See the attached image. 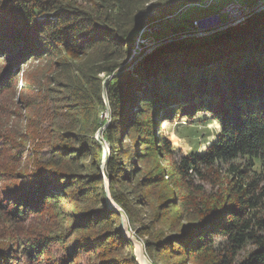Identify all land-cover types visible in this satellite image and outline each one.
<instances>
[{"label": "trees", "instance_id": "obj_1", "mask_svg": "<svg viewBox=\"0 0 264 264\" xmlns=\"http://www.w3.org/2000/svg\"><path fill=\"white\" fill-rule=\"evenodd\" d=\"M197 1L88 0L91 9L55 0H0V54L17 57L15 69L29 56L43 59L65 52L58 62L63 80L54 83L61 89L50 88L48 99L64 95L59 97L70 109L67 129L58 132L59 142L35 172L13 175L0 168L1 214L17 222L44 216L58 197L88 206L72 213L81 235H73L67 251L103 253V261L117 264L115 249L124 245L134 251V246L122 237L121 226L110 224L117 214L106 203L103 176L111 180V196L127 216L115 192L118 185L144 188L164 181L162 173L143 174L139 139L162 148L188 189L197 181L213 188L222 177L227 181L217 206L200 211V221L143 242L149 260L159 264L147 253L157 249L197 264H264V13L209 40L172 43L118 74L140 26L155 13ZM14 72L2 74L1 82L10 81ZM107 108L110 122L103 136L111 151L103 175V151L95 135ZM198 115L217 122L221 130L204 154L179 157L160 124ZM11 148L14 152L0 140V153L9 160L21 153ZM57 238L63 236L26 237L21 253L34 257V264H56L40 257L61 245ZM0 263L13 261L0 257Z\"/></svg>", "mask_w": 264, "mask_h": 264}, {"label": "rangeland", "instance_id": "obj_2", "mask_svg": "<svg viewBox=\"0 0 264 264\" xmlns=\"http://www.w3.org/2000/svg\"><path fill=\"white\" fill-rule=\"evenodd\" d=\"M55 1L92 9L88 0ZM228 1L221 0L220 4L225 6ZM217 7L213 6L210 10L192 9L186 17L203 19L216 11ZM65 56V52H62L61 57L40 59L41 55H38L32 59V56H29L19 62L14 69L18 58L12 57L11 54L10 56L6 53L0 54V77L4 73L15 71L12 79L6 83L1 82L0 78V140L10 145L11 151L13 150L11 146H15L22 153L16 154L11 160L7 153H0V168L11 172L10 174L35 172L38 163L46 162L51 146L59 142L58 132L68 127L67 118L70 109L65 106L64 99L59 97L64 95L56 93L57 98L48 99L49 94H53L50 88L52 90L61 89V86L54 85V83L55 80H63L58 62ZM4 58L5 62H3ZM67 60L71 59L68 57ZM41 94L45 98L39 101ZM101 119L104 125L97 131L95 140L100 144L104 156L105 153L109 154L111 151L109 143L103 136L110 122L108 108ZM160 129L161 134L166 136L173 151L179 157H186L195 151L204 154L206 149L216 141L221 130L217 122L210 119L204 120L201 115L194 117V120L180 117L167 124L162 122ZM137 142L142 156L140 162L143 164V174L162 173L164 177V181L152 182L144 188L133 187L134 184L127 183L122 186L118 185L115 189L117 197L128 210V216H126L129 218L131 232L142 242L166 237L177 231L180 226L200 221L202 219L200 211L206 209V206L213 207L216 204V197L226 190L225 177H222L220 183L214 188L210 184L197 181L194 183L195 187L188 189V182L175 173L172 163L165 158L161 147L152 146L146 143L148 141L139 139ZM131 188L134 189L131 190ZM109 191L111 196V188ZM138 193L141 197L137 196ZM111 199L116 205L112 196ZM116 207L125 213L121 207L117 205ZM52 208L47 215L31 217L29 220L24 219L19 222L0 213V257L10 259L11 256L12 264H34V257L30 258L21 253L22 240L39 234L63 236L62 239H56V242H62L61 245L54 244L48 255L44 253L40 257L43 263L49 258L56 264H107L108 259L103 261L100 256L103 253L98 255L90 251H81L79 254V249L71 253L67 251L68 246L73 244V235L77 237L81 235L79 225L75 223L78 216L72 213L86 211L89 207L74 205L73 202L58 197L53 202ZM110 224L115 228L120 227V217L118 215L114 217ZM57 248L59 251L53 252ZM12 250L13 252H10ZM147 253L159 264H197L189 262L182 256L163 253L157 249L148 250ZM112 258L117 261V264H136L133 248H125L124 245L115 249Z\"/></svg>", "mask_w": 264, "mask_h": 264}, {"label": "water", "instance_id": "obj_3", "mask_svg": "<svg viewBox=\"0 0 264 264\" xmlns=\"http://www.w3.org/2000/svg\"><path fill=\"white\" fill-rule=\"evenodd\" d=\"M220 1L201 0L164 15L155 13L136 31L127 59L118 74L131 71L172 43L209 40L264 13V0H229L225 6ZM213 6H218L217 10L203 19L186 17L192 9L210 10ZM107 157L105 153L101 167L103 175ZM103 177L106 203L120 217L122 237L134 246L136 264H153L146 255L143 242L131 232L128 217L113 203L109 191L111 180L105 175Z\"/></svg>", "mask_w": 264, "mask_h": 264}]
</instances>
